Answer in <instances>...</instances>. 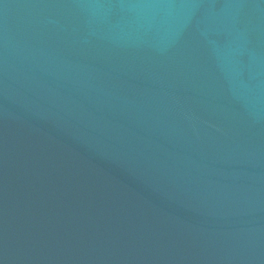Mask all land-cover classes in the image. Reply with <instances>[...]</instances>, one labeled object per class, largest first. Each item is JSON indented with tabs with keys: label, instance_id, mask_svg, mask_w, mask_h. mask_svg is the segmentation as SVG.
<instances>
[{
	"label": "water",
	"instance_id": "water-1",
	"mask_svg": "<svg viewBox=\"0 0 264 264\" xmlns=\"http://www.w3.org/2000/svg\"><path fill=\"white\" fill-rule=\"evenodd\" d=\"M0 264H264V0H0Z\"/></svg>",
	"mask_w": 264,
	"mask_h": 264
}]
</instances>
